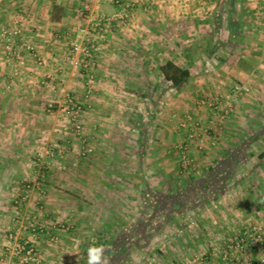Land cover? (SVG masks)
<instances>
[{
	"label": "rangeland",
	"instance_id": "obj_1",
	"mask_svg": "<svg viewBox=\"0 0 264 264\" xmlns=\"http://www.w3.org/2000/svg\"><path fill=\"white\" fill-rule=\"evenodd\" d=\"M20 1L0 0V31L21 28L42 58L33 11ZM74 1L67 46L47 40L45 52L58 58L41 66L33 59L41 75L57 73L27 83L18 71L10 77L15 89L0 91V98L38 100L23 112L36 110L39 119L23 123L24 134L0 135V147L8 146L0 148L7 151L0 153V259L19 264L7 237L31 242L37 228L40 264H89L94 248L97 264H264V0H103L106 9ZM90 18L108 22L92 31ZM194 20L209 24L184 23ZM81 28L101 42L93 70L63 59ZM231 33L235 44L220 48ZM3 41L0 72L19 54H3ZM206 52L220 58L200 59ZM167 61L190 70L180 88L161 75ZM68 100L81 107L78 115ZM207 100L212 106L200 103ZM210 134L220 139L207 146L202 139ZM226 146L237 153L228 157ZM104 240L114 242L112 250Z\"/></svg>",
	"mask_w": 264,
	"mask_h": 264
},
{
	"label": "crops",
	"instance_id": "obj_2",
	"mask_svg": "<svg viewBox=\"0 0 264 264\" xmlns=\"http://www.w3.org/2000/svg\"><path fill=\"white\" fill-rule=\"evenodd\" d=\"M20 2L23 3L22 6L25 5L24 8L26 10H28L29 12L33 11L32 16L29 15L31 17L30 18L31 23L35 27L34 28L35 29V36L34 37L32 36V37L35 40L36 46H39V48L44 51L42 56L40 55L42 57L41 59L44 61H47V62L48 61L51 62L53 60H56L58 58L57 55L54 58L52 57V55L55 54L54 52L53 53L51 51H50V53L45 52V50H47L50 47L47 40L52 41V43H51L52 46H57V47H59V46L60 47H66L67 46L66 40L69 39V37L71 36L70 32L72 31L71 25H74L77 23L75 21V19L77 18L75 16V13L77 10V7L74 6L75 1L74 0L73 1L68 0L67 2H60L59 0H22ZM25 2H26V4H25ZM96 2H97V5L99 7H101L102 9H106L105 7H107V6H105V1L96 0ZM56 11H59L60 13L58 15H56L58 19H54V21H53L52 16H53V14H55ZM5 12L8 13L9 11L7 9H5ZM0 19H1V16H0ZM184 23L187 24V22H184ZM170 24H169V26H170ZM180 24H181V22H180ZM186 24H184V25H186ZM58 30H59L58 33H60V36H62V35L66 36V37L63 36L62 39L60 38L62 41H60V39H58L60 37L58 35V33L57 34L53 33V31H58ZM139 53H141V51L137 52L136 55H133V56L134 57H140ZM63 54H65V53L63 52ZM63 54H62V56H63ZM123 55H127V53L126 54L123 53ZM218 57L219 56L217 54L216 56L214 55L212 58H218ZM199 58L200 59L201 58L209 59L205 55L199 56ZM221 58L224 59L225 57L221 56ZM105 63L108 64V62H105ZM4 64L5 65H2L3 69H1V72H0V91L1 90L6 91V90H12V89L14 90L15 89V87H12V84H11L12 79H10V77L11 76L13 77L14 75L16 76L17 75L16 72H18V71H19L20 75L16 76L17 79H20L22 76L23 80L27 78L25 80V81H27V83H29V81H28V79H30L29 77L32 78L34 74L36 76H44L45 74L48 75L49 72L54 73V74L57 73V69H55L54 71L47 70V72H45V73H43V75H41L42 72L40 69H38V67L35 66L36 63L33 60V58L31 56L28 57L27 55L21 54V52H19V54L17 55V61L15 64H10V63H8V65H7V63H4ZM119 64H120L119 62H116L113 65L120 66ZM104 66H105V64H104ZM60 68H62V67H60ZM58 74H60L59 75L60 77L63 76L62 73H58ZM67 75H69V74H67ZM37 79H39V78L37 77L36 80ZM14 80H16V79H14ZM17 81L18 80L15 81L17 84L16 87H18L19 90L22 92H24V91L27 92L26 91L27 86L24 84H21L20 82L18 83ZM129 83L131 85H133V82L129 81ZM28 87H31V86H28ZM151 89L155 91L156 85L151 84ZM0 95H1V93H0ZM22 99L19 101L17 99L10 100L9 98H7V96H5L4 98H0V135L4 134L6 136V134H24L26 131L25 130L26 128H25L23 123H28L29 120L30 121L33 120V122H34V119H35V122H39L38 121L39 120L38 115H37L38 112H36V110L30 116H28L25 112H23V111H25L26 107H32V109H37L38 107L36 106L35 103H37L38 100H35L34 102H30L29 100H22ZM12 108H17V113H15V111H12ZM15 123L17 125L15 127H13V125ZM150 134H151V132H150ZM160 135H162V134H160ZM211 135L212 134H210L209 136H211ZM216 135L217 134H215L214 137L213 136L208 137L207 135H203L202 140H203L204 144L209 146L210 142H212L214 140L215 141L219 140L220 138H217ZM162 136L164 138V134ZM219 136L221 138L227 137V136H224V134L223 135L220 134V135H218V137ZM164 142L165 141L163 140L162 144L166 145V142L165 143ZM207 146H206V148H207ZM5 147H8V146H4V147H0V148L4 149ZM228 148H229L228 146L225 147V149H227V150H225V152L228 153V157L230 154L235 155L237 153L236 149L233 150L232 152L230 151L231 152L230 153L229 152L230 149L228 150ZM3 149H0V153H7V151L3 150ZM207 149L210 150V148H207ZM16 151L20 152L19 149H17ZM220 158H221V156L218 157V155H217L216 158L214 159L215 162L216 163H217V161L220 162L222 160ZM205 159L209 160L208 158H205ZM213 165L214 164H210L211 167H213Z\"/></svg>",
	"mask_w": 264,
	"mask_h": 264
},
{
	"label": "built area",
	"instance_id": "obj_3",
	"mask_svg": "<svg viewBox=\"0 0 264 264\" xmlns=\"http://www.w3.org/2000/svg\"><path fill=\"white\" fill-rule=\"evenodd\" d=\"M86 11H89V7L86 6ZM84 10V11H85ZM84 18H87L85 16ZM108 20L106 19H98L93 20L92 18L88 19V23L90 25V28L92 31H103V26L107 24ZM18 41L20 43V47H15L11 40ZM4 40V41H3ZM0 41H3V45L1 46V50L3 54H6L7 56H15L20 52V49H25L29 56H31L35 61L38 63L39 66L43 64V60L37 55L35 51V46L32 42H29L24 37V34L22 32L21 28H12L10 30L8 29H2L0 31ZM101 42L96 41L94 39V35H89L87 30L85 28H81L78 32V35L74 39V43L70 46V49L64 54V61L71 67L77 68V67H83V68H91L94 69L96 65V54L98 51H100ZM43 61V62H42ZM89 78H92V76H88ZM233 91L235 93H247L248 90L245 87H238L234 86ZM220 99L224 100L225 102H229V95L227 97H220ZM222 101V100H221ZM220 101V102H221ZM68 107L71 108V110L74 112L75 115H78V113L81 110V107L77 104H73L72 100H68ZM202 105L209 104L212 106L211 100L207 101H201ZM216 103L218 102V99H216ZM223 104V103H222ZM230 104L226 103V109L224 110L225 115L228 114L230 111V108H227ZM188 121L190 120V117L186 118ZM222 119H225V116L222 117ZM187 121H184L183 124H181L182 128H185L187 126ZM179 152L184 155L187 151V148L183 145L178 147ZM90 151V150H89ZM182 166L186 169L188 166H190V162H188L183 156L182 159ZM32 240L29 241H20L19 243H16V237L12 234H9L7 237V243L12 244L14 243L13 252L19 256V264H40L41 263V257L37 256V252L34 249L33 242L37 240L36 233L37 228H33L31 230ZM10 246L7 247L6 252L4 256L6 257L9 255V252L11 248ZM0 264H7L4 258L0 259Z\"/></svg>",
	"mask_w": 264,
	"mask_h": 264
},
{
	"label": "trees",
	"instance_id": "obj_4",
	"mask_svg": "<svg viewBox=\"0 0 264 264\" xmlns=\"http://www.w3.org/2000/svg\"><path fill=\"white\" fill-rule=\"evenodd\" d=\"M227 2H229V1L227 0ZM229 6H232L231 3L229 4ZM59 13H60L59 11H56L55 14H53V16H52L53 21H54V19H58L56 15H58ZM85 15L86 14H84V16ZM216 21H217L219 27H221L223 25L221 20H216ZM216 21L212 20V23L215 24ZM231 21H232V19H231ZM231 23H233V21ZM191 24H192L193 27L199 28L201 25L203 26L204 24H209V23L205 22V21H202V20H194V21L188 22L187 23V25H188L187 27H189ZM227 24H228V21H227ZM233 28H234L233 26L232 27L230 26L229 31H232ZM228 37H229V39H227L225 41L219 40V42H217V44H218V46L220 48H223V49L226 50L227 48H230L231 44L232 45L235 44V40H234L235 37H236L235 33H233L232 35H228ZM187 54L189 55V52H187ZM187 54H184V56H186ZM190 56H191V54H190ZM206 56L209 59H211L213 57L211 52L210 53L206 52ZM222 56L225 57L224 52L222 53ZM189 66H191V65H189ZM160 72H161V75H163V79L166 82L171 83V85L174 88H180L190 78V70H189V68H184V69L180 68V67L176 66L174 62H171V61H167L165 64H163L160 67ZM136 123H137V126L140 127L139 129H140L141 133L145 134L146 130L142 128V125H141L142 122L140 120H137ZM248 157H250V155ZM259 159L260 160L264 159V153L259 155ZM145 201L146 200L144 199V202ZM102 243H103V248L104 249L106 248L108 251H110V249L112 250V248L114 246V242L113 243L112 242H108L107 240H104ZM107 250H105V251H107ZM103 256H105V255H103ZM106 256L109 258V256L107 254H106Z\"/></svg>",
	"mask_w": 264,
	"mask_h": 264
},
{
	"label": "clouds",
	"instance_id": "obj_5",
	"mask_svg": "<svg viewBox=\"0 0 264 264\" xmlns=\"http://www.w3.org/2000/svg\"><path fill=\"white\" fill-rule=\"evenodd\" d=\"M99 249H90L89 251V264H97V254Z\"/></svg>",
	"mask_w": 264,
	"mask_h": 264
}]
</instances>
